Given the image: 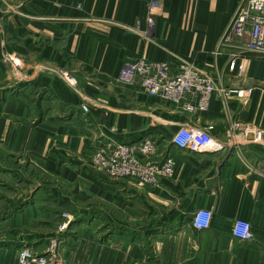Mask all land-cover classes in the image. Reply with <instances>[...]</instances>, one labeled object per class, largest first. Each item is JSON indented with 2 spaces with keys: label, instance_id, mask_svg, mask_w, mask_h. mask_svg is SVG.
<instances>
[{
  "label": "crops",
  "instance_id": "crops-1",
  "mask_svg": "<svg viewBox=\"0 0 264 264\" xmlns=\"http://www.w3.org/2000/svg\"><path fill=\"white\" fill-rule=\"evenodd\" d=\"M241 3L2 1L0 77L11 84L0 95L2 155L29 157L48 180L79 184L82 194L81 220L68 231L61 264H91L92 252L93 264H264V149L244 136L246 128L264 129V56L222 45ZM140 59L188 61L216 85L251 93L215 96L207 111L185 113L119 82L124 65ZM182 126L209 130L212 146L202 153L179 150L172 140ZM147 140L156 145L150 161L173 163L172 176L159 185L91 169L92 156L108 142ZM3 172L17 176L0 165ZM2 185L0 232L30 221L25 243L18 237L0 246V264H18L25 245L38 253L48 247L37 224L50 211L39 212L41 205L53 201L35 185ZM201 209L213 214L205 230L192 224ZM239 219L252 226L249 242L232 235ZM87 228L94 232L83 239Z\"/></svg>",
  "mask_w": 264,
  "mask_h": 264
},
{
  "label": "built area",
  "instance_id": "built-area-1",
  "mask_svg": "<svg viewBox=\"0 0 264 264\" xmlns=\"http://www.w3.org/2000/svg\"><path fill=\"white\" fill-rule=\"evenodd\" d=\"M153 21V17L149 16L148 23L153 25ZM232 44H239L244 51L264 56V0H242L222 40L223 46ZM118 80L125 86H139L148 96L159 97L190 114L207 111L215 96L228 99L234 94L239 99H245L251 93L250 90L232 92L218 86L195 64L184 60L159 63L136 60L124 65ZM82 108L84 112L88 111L85 106ZM244 136L247 144L260 145L264 149V129L246 128ZM172 144L179 150L202 153L212 146L213 137L207 129L182 126ZM155 153L156 145L151 140L134 144L110 141L96 152L93 163L98 170L112 178H131L143 185L157 186L162 178L171 177L174 169L168 158L162 162L150 161ZM212 217L209 210H197L192 224L197 230L208 229ZM232 235L244 242L251 241L253 233L250 222L236 220ZM18 264L61 263L52 249L38 253L25 246L19 251Z\"/></svg>",
  "mask_w": 264,
  "mask_h": 264
},
{
  "label": "rangeland",
  "instance_id": "rangeland-1",
  "mask_svg": "<svg viewBox=\"0 0 264 264\" xmlns=\"http://www.w3.org/2000/svg\"><path fill=\"white\" fill-rule=\"evenodd\" d=\"M2 1L3 0H0V4L2 3ZM2 16L3 17L5 16L4 12L2 14L0 13V35L3 34L4 32V20ZM0 76L2 77L1 73H0ZM1 77H0V95L5 96L7 92L10 90L4 89V88L11 86V84L9 83V81L4 80ZM1 146H2V143L0 142V147ZM3 151L4 150L0 148V165L8 169H12V170L16 169L17 176H13L12 174L5 175L4 172L0 174V178H1L0 179V192L1 191L5 192V189L3 188L2 184H8L7 186H10V185L13 186L14 184H22L24 187H27L28 185H33V186L35 185L41 188L39 192L40 196H42L43 198L46 197L49 200L53 201V202L49 201L48 205L46 203L41 205L42 210L39 209V212L45 211L47 209V206H49L50 211H48V219L42 222H39V224H37V228H38L37 233L43 236L44 238L48 239L44 241L45 243L48 242V247L45 248V250H47L48 248L54 250V253L57 255L58 260L61 261L62 251L64 247L63 244H64V240L67 239L68 231L71 229V227H73V224L75 222L79 223V221L81 220V217L78 216L77 218V215L80 214L79 208L82 207L80 205V203L82 202L77 200V198L80 195H82L81 191H79L80 190L79 184H60L57 178L54 180V182H52V180L50 179L48 180V177L45 173H42V172L39 173L36 171L37 166L34 167L31 165L29 157H25V156L24 157H10L6 155H4L5 156L4 157L2 155ZM95 155L96 153H94V155L91 158V161H92L91 169L94 172L95 171L100 172L94 166V163H93L94 160L96 159ZM103 175L110 177L105 172H103ZM9 191L10 190H7L8 194L11 193ZM19 193H22V191H19ZM23 193L25 194V191ZM51 195H54L56 199L51 197ZM63 198L68 199V200L71 199L72 201H74L75 199L76 201L75 203H73L74 205L67 206V205H64L63 202H61ZM88 202L92 204L93 206V199H90ZM0 207H2L1 203H0ZM23 222L24 223L20 225L21 227L17 228L16 231L14 230V232H11V231L10 232L7 231V233L0 232V246L1 245H3L2 247L6 246V244H8L7 242L11 238L17 239L18 237H20L19 239L22 240V242L24 243L25 241H27V238L29 239L30 221H23ZM33 225H34V222H33ZM90 230L94 232V229L87 228V230H82L81 234L85 235L86 232ZM77 231L80 232V230H77ZM84 235H83V239L88 237L89 232L87 233L85 237ZM22 242H20V244H22ZM25 246L27 247L29 245H25ZM88 257L92 259L90 260V263L93 264L94 252L89 253Z\"/></svg>",
  "mask_w": 264,
  "mask_h": 264
},
{
  "label": "bare ground",
  "instance_id": "bare-ground-1",
  "mask_svg": "<svg viewBox=\"0 0 264 264\" xmlns=\"http://www.w3.org/2000/svg\"><path fill=\"white\" fill-rule=\"evenodd\" d=\"M86 108H87V106H85ZM87 110H88V108H87ZM99 150V149H98Z\"/></svg>",
  "mask_w": 264,
  "mask_h": 264
}]
</instances>
